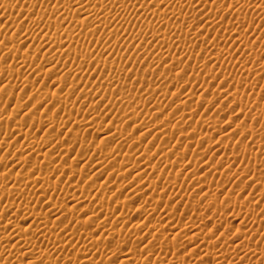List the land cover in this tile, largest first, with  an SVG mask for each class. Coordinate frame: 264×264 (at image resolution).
<instances>
[{
    "label": "bare ground",
    "instance_id": "obj_1",
    "mask_svg": "<svg viewBox=\"0 0 264 264\" xmlns=\"http://www.w3.org/2000/svg\"><path fill=\"white\" fill-rule=\"evenodd\" d=\"M19 1H20L19 3L21 4L20 5L21 8H19L20 10L18 9L19 12H17V15L22 19V23L20 22L21 26H24L26 23L28 24L30 22L31 25L30 24L29 25L31 27L33 26L35 29L39 28L41 30V28H45V27H48L49 29L51 28V30H53L54 32L61 33L62 37L65 39V42L68 44L67 46L73 47L74 45H77V46L80 45L82 47L80 50L79 49L77 50V47H73L76 58L79 56V57H84L86 59V57L91 55L90 52L88 51V49L82 45L85 43L86 40L90 41L95 37V35H96V29L95 28H88L87 32L84 35H81L80 33L73 34V32L71 33V32H69L70 30L66 29V26L63 27L62 23H57V22L52 23L51 20L49 19V16L46 13L40 14V15L36 16L35 18H32V10H33L32 6L34 4L33 3L34 1H37V2L40 1L42 3H46V4L49 3L50 4L53 2V0H19ZM88 1H93V0H88ZM95 1H98V3L96 5H93L92 7H90L88 5L87 6L83 5L84 0H64V4H61L60 6H58L56 8V10L57 11L59 10L61 13L66 14L67 17L65 18V20H68V21H71V19L73 18V13L91 14V16H93V18H94L93 19L94 24L91 23L90 25H92L93 27H96L95 25L100 23V22L101 23L107 22V21L104 22V20H103L104 16H102V14H103V12L108 10V8H107L108 4H105V3H107V0H95ZM145 1L146 0H126L127 4L120 5L117 8V10H115V12L123 13V11H125L129 7L130 4H132V5L133 4L136 5L138 3L143 4ZM173 1L174 0H160V2L158 4L154 5V7H152L153 10L151 12L148 11V12L142 13V16H141L142 23L145 22L146 20L151 19V18L156 17V19H157V17H160L161 19L159 18V20H158L159 25H162V26H165L167 24L169 25L170 22L175 21V20L177 21L180 13L182 14V11H184L185 9H192L193 8L194 10H197V9L201 10L204 7V6L202 7L200 2H198L199 0L198 1L197 0H179L177 5L173 4L174 3ZM211 1H213L214 3L220 2V0H211ZM231 1L237 2L238 0H231ZM242 6L244 9H247V7H249V6L255 7L256 9H258L257 11H259L260 14L264 15V0L262 3L256 2L254 4L252 2H247V3L244 2V4ZM235 7H236V5H235ZM256 9H254V10H256ZM143 11H145V10H143ZM9 14H10V12H9ZM211 16H212V14H211ZM247 16L248 15H246V13H243V12H240V13L234 12L231 14V16H230L231 18L228 21L231 23L230 24L231 25L230 31L232 33L231 36L233 35V37H234L237 35L236 33H238V37H237L236 42L239 45L246 44L247 39L244 38L245 36L239 37L240 36L239 34L242 33L241 32L242 27L239 25L240 27L236 28V25L240 24V22H242V24L248 23L249 25H251L249 23V22H251V20ZM207 17L205 19H207ZM224 17L225 16L223 13V15L221 17H219L218 19L216 18L215 20L213 19V22L211 21V23H212L211 29H213V31H220L224 27V25H225ZM202 21H203V19H202ZM65 22L67 23V21H65ZM122 24H118L115 27L113 25V27H114L113 29L105 28L104 30H102L100 32L99 35L103 39L104 38L110 39V37L113 34L114 35L111 38L115 37V35H117V34H118L117 35V37H118L119 34L123 33L122 35H124V37L130 39L132 33H134V34L137 33V32H135L137 30V28H133L132 26L127 25V24H123V25ZM12 25H14V24H12L11 22L10 23L2 22V23H0V28L1 29H7L9 27H13ZM133 26L136 27V25H133ZM48 28H46V29H48ZM141 29H138V30H141ZM185 29H186V27H185ZM185 31L186 30H184L183 27H176V28H174L172 35H170L169 33L167 34V32H164L161 35L162 39H161V36H159V37L157 36L158 39H157V37H156V39L160 40L159 41L160 43H166V41L167 40L169 41L171 38L172 39L180 38V35L181 34L184 35ZM139 33H141V32H139ZM144 34H147V31H145L143 33V35ZM139 35H141V34H139ZM152 36L153 35H151V37ZM117 37H116V39H117ZM124 37L122 36L123 39H124ZM141 37H137V38H141ZM133 38H135V37H133ZM116 39H114V40L116 41ZM145 41H146V39H145ZM230 41H231L230 36H226V37L224 36L222 41H220V44H218L219 46L215 44L216 46L210 48V50L208 49L210 52V56L209 55L204 56L200 51H197V50L194 51L193 50L191 52V54L189 55V61L193 62L194 64H198V65L200 64L199 66H201L202 68H204L205 65L207 66V65H215L216 64V66H218L217 64L220 61V56L223 55V57H225V58L222 62H226L227 60L229 62L234 56V52L231 51L230 47H228V43ZM22 42H23V44L18 45L14 51H12L11 53H8L4 56L7 60L10 61V65H8L9 62L7 61L8 64L6 66L0 68V81H2V83H0V149H2V150H0V167L1 168H4V167L7 168V169L4 168L5 170H7L6 173L5 172L0 173V188L4 189L7 192L6 193L7 195L5 197L3 196L4 198H0V264H8V263L13 264V262L15 264H18L22 259H24L21 256H23V257L28 256L26 258H28V260L30 262L35 260L36 264H55L54 263L55 260L52 261V259H51L52 256H54L56 258L55 255H57L58 253L62 254L65 252L66 254H71L72 251H74V253L76 252L75 255L79 256V254H80L81 257L79 256L80 258H78V259H79V261H81V260L82 261L79 263L100 264L101 260H104L103 257H105L106 255H108L107 259L113 260L114 258H116V255L119 254V257L123 258V259H121L119 264H130L132 262V260L130 261L131 258H129V257H131L130 253L125 252L123 250L119 251L120 249L118 250V248H120V247H118V243L113 242L114 244H111L110 246L104 247L103 250L101 249L102 251H99V249L97 247L98 246L97 245V242H98L97 239L90 237L91 235L88 236L89 235L88 233L78 232V230L76 229V226H77L76 224H80L78 222L79 220L75 218L76 220L74 219L75 220L74 221L73 217H70V216L68 217V214H67V211L74 213V211H78V209H83V207H84V209L87 212V213L84 212L85 215L86 214L88 215L89 213H91V215H92V213L97 212V216H99V214H101L110 220L109 217H111V216L115 217L116 208H115V210H114V208H113V210H111L112 208L110 209L109 207H105L103 205V200L106 198L110 199L112 197H116V194H118L119 191L122 190V188L123 189L128 188L130 190V192H132V194H134V196H133L134 199L139 201L138 204L140 202H142L144 204V207H145V204H146V206L148 205L147 210H145L144 212L147 211L145 214H148V216L145 215V218L147 217V219H149L150 222L152 220L151 218L154 219L153 216H155V214L157 212H159L161 210V208H162V210H161L162 212L163 211L166 212L165 214H163L164 216H162L164 218L163 220L165 222L162 220H159V222L160 221H162V222L157 223L156 222L157 220H156V221H154L155 223H153L152 225H149V227L147 226L149 229L148 228H147L148 230L145 229V230H147L146 233H142V235L145 234L144 236H146L145 238H147V239H145L146 241L144 240V242H147L146 244H150V245L152 243L155 244L154 242H157L156 244H158L160 242V240H163V241H167L171 245L172 252L169 253V252H167V250L160 252L159 253L160 254L159 259L156 261L157 264H164V262L166 264H185L184 262H185L186 257H188V259H190V257H192L193 255L195 256V254H194L195 252H198V254H201L200 256H209L210 262H207V263L205 262L203 264H242L241 260L244 257H248L249 254L257 257V255L261 256L262 253H264V231H260V232H256V233L252 232L251 234H248L245 231H237L232 239H227L228 235L223 236L221 234L217 238L213 239L214 237H211V235L217 230L216 228H214L215 226L214 227H209V225L206 227L202 226V227H204V229L202 230L199 222L194 220L195 217L193 218L192 214H191V217L193 219L188 216L189 219H187L188 217L187 218L185 217V220H182V218H180V216L178 217V214L177 215L175 214L176 212L174 213L172 211L173 209L170 210V209H168L167 206L161 204V202L163 200L162 201L160 200V196H159V199L157 196H155L156 192H157L156 190L163 191L164 189L168 188L170 190V192L173 193L175 195V197L179 199V201H181L184 204L190 203V200H191L190 196H187L188 185L187 186H185V185L184 186L183 185L177 186L176 185L177 187H169L170 185L169 186L166 185L167 187L165 188V185L163 186L160 183L161 184V186H160L159 185L160 180L157 181L156 179L158 176H161L163 174L169 175L176 170L178 172V169H180V166H181V161H183V159L185 157H188V156H185L186 154L188 155V153H186V152H188V150L193 151V153L191 152L192 153L191 156H193L194 160H196L200 164L201 162H203L205 160L206 155H207L206 149L204 151L203 147L209 149L210 147L216 146V145H214V143L211 141L210 138H203L202 140L199 138L200 140H197V141H195V139H193V138H192L193 140L192 139L188 140L190 138V136H192V135L191 134L190 135L185 134L187 132H194V133H196V135H198L196 131H198V133H199V130H198L200 128L199 125L200 124L204 125V126L207 124L209 125L210 124V118L212 116L209 119L208 118H202V117H200L199 120L197 119L198 120L197 123L199 124L198 125L199 128L197 127L198 128L197 129L196 126H194V125H191V126H189L190 124L187 125L188 123L186 122L184 116H182V117L180 116L182 113L180 114L178 112L179 117L177 116L178 118L175 117V119L172 118L173 120L170 119L171 118L170 116L167 115L168 117H170V118H168L163 114L164 109L162 110L161 100H163L164 96L167 95V93H164L166 90L164 91L162 85L166 81L165 82L164 81H162V82L158 81L159 82L158 85L153 86L151 88L141 87L143 89H139L138 91H136V94L134 93L136 95V99L133 100L134 101L133 104L131 103V101L124 100V98L122 96L123 99H121L119 101H120V103L122 101V104L125 105L127 112L125 110L123 112H125L126 115H125V117H123V115H121L122 117H119V114H118V118L116 117L117 120L114 119L116 123L114 122L115 124L112 125L113 124V122H112L111 127H109V129L107 128L108 130L106 131L105 136L104 135L102 136L103 137L102 139H107V138L111 139L112 137L116 136L115 137V139L117 140L116 142H118V140H120L121 138H122L121 139L122 142L120 141V143L116 144V142L114 141L115 139L113 140L115 143L112 141L113 142L112 144H115V146L113 145L112 149L110 150L109 156L106 153V151H103V150H102L103 153L105 152L106 154L105 153L102 154L101 152L99 153L100 150L98 149L97 154L98 155L101 154V155H99V157L97 156L98 158L96 157L97 158V159L95 158L96 160L92 159L95 162L93 161V163L90 164L94 168V171H93L94 174L102 173L104 166H106V168L108 167V169L110 170V173L107 176H105L106 178H104V181L102 179V182L100 183V185L98 183L99 187L96 185L94 186L96 188L98 187V189H96V190L93 189L94 188L93 183H96L97 181L92 182L91 181L92 178L90 180L92 182L91 187H90V185L87 186L88 184L83 185V183L81 185H79V183L77 182V179L79 180L82 177L81 172L75 171L73 168L71 169V166L67 167L68 165H65V163L63 162V161L70 159L71 156L73 159V154L75 157H77V155L82 153V150L79 154L74 153L75 150L74 151L72 150L74 148V146L79 144L78 141H80L81 138L79 140H77L76 134L72 133L69 130H65V127L69 125L68 122L71 121L74 117L72 115V111H71L74 108L71 107L72 109H70V110L68 109V105L72 104V102H70V98L66 97L67 95L71 96L73 94L72 89L69 87L70 89L68 88V90H67L66 89L67 87L64 86L69 81L65 80L64 79L65 77L64 78H62V77L58 78L57 77L56 79L52 80L49 85L47 84V87H46L47 90L46 91H41V87H42L41 82L43 79L41 81H39V80L35 81L34 80L29 85L28 84L24 85L25 78L23 79V78L19 77L22 74V72L20 73V71H21L20 68L26 67L28 65H38L39 62L37 60L32 59L29 61V63H26L27 61L23 60L25 57H29L32 53L37 51L38 47L36 48V45L34 43L29 42L28 38H26ZM117 42H118V40H117ZM156 43H158V41ZM55 45L51 41V43L48 45L47 48L49 50L53 49ZM2 47L3 46L0 45V53H3V52H1L3 50ZM166 48H168V46ZM178 48H179L178 52H181V53L187 52L189 49L188 46H185V44H182V46L178 47ZM162 50H163V52H162L163 57L171 55L172 50L170 49V47L168 49H162ZM135 54H136V51H135ZM223 57H221V58H223ZM78 58H77V60H78ZM84 58H82V59H84ZM89 58H90V56L88 57V59ZM102 58L103 57H101L99 55H91V58H90L91 61L90 62H92L94 64L96 62H98L100 64V62L102 63V61H103ZM103 59H104V63H102V64H105V65L108 64V66H110L112 68V70H110V71L114 72L115 77L119 74L120 71H122L124 64H121V63L119 64V62L117 63L116 61H114L112 59L110 60L109 58L107 59L106 57H104ZM172 59H176V58L172 57ZM79 62H81V61L79 60ZM79 62H78V64H73L70 67L71 73L73 72L74 74L78 75L84 70V69L82 70V63H79ZM159 62H160V59H159ZM123 63H125V62H123ZM125 64H127V63H125ZM170 64H172V63H170ZM231 64L232 63H230V64L228 63V65L226 67H224L223 71L218 76H216L217 79L221 80L220 82L222 84L226 85V86H224V88H226V91L225 90L223 91L225 94L222 95V97L220 98L221 99L220 106L211 107L210 101L206 98L203 99L202 95H198L197 101L200 100L201 103H203L202 105H204L206 109L209 108L211 111H213L216 114H219L220 112H222V110L224 111L227 109H229V111L235 115L236 114L239 115L240 113H242L248 109L250 110V111L248 110V112L252 113V111H253V114L249 113V116H250L249 120H248V122L245 121V124L247 126L245 128V131H241L242 133L239 132V130L241 129V126H242V123L239 121V119L238 120L237 119H228L229 121L226 120L227 122L225 123V125L223 124L225 128L222 130V136L226 137L228 139H232L233 137H236L238 132H239L240 135H238L239 136L238 138L240 139V141L247 139L248 142H252V146L250 145V148H248L247 151L246 150L245 151H239V150H237L238 148L236 145L229 144V142L228 143L224 142V143H222V144L220 143L218 145L219 146L218 149L220 151H224V153L226 154L223 156L221 161H223V160L227 161V159L230 157V155H228L229 156L228 157L227 154H233V156L236 155V158L237 157L240 158L241 161L243 160V162H245L244 160H247L248 162H253V161L256 162V161L264 158V152H262V151H264V149H263L264 148V136L261 135L262 133L260 134V131L262 132V130L264 129V97H261V98L254 97L253 94L251 93V90L255 87L256 84H258L260 82H262V84L264 86V61L262 63H257V64L250 61L249 64H246L242 67V69L240 70L239 73L238 72L236 73L234 71V66H233L234 64L233 65H231ZM95 65H97V63ZM126 67H127L126 69H128V65ZM5 70L7 71V73H5ZM135 71L136 70H134V69L130 70V71L126 72L125 76H127V78L128 77L131 78V77H133L132 76L133 73L134 74L136 73ZM179 73H177V74H179ZM183 75L180 76V75L174 74L172 81L175 79L176 84H179L181 82V80L183 82L185 80ZM168 77L172 78V75L168 76ZM160 79L163 80L162 78H160ZM197 79H201V78H197ZM115 80L117 82L120 81V76H119V78L118 77L115 78ZM242 81H243L242 89L238 90L237 84L239 82H242ZM10 82H14V84H15L14 86L16 88H18V91L15 95H12L10 92L9 93L7 92V88H8L7 84H9ZM44 82H46V81H44ZM112 82H114V81L112 80L111 83ZM184 82H186V81H184ZM106 83H107V81L105 82V86L107 85ZM167 83L169 84V81H167ZM102 84H100V86H99V81H98L97 82L98 86H95L96 84L95 85L93 84V88H91V89L90 88L89 89H87V88L83 89L82 88L83 90L80 91V94L83 95V97L84 96L85 97L92 96V95L96 94V92L94 90H98L95 88H97V87L100 88L102 86ZM67 85H69V84H67ZM127 85H128V83L126 84V86ZM128 86H130V85H128ZM127 88L125 87V90ZM177 89H179V88H177ZM177 89L175 88L174 91L171 93V95H172V97L177 98V100L176 101L174 100V101H175L176 108L178 109L179 106L184 105V101H187L188 95L190 93L186 92L188 95L185 96V92H184L185 90H182L183 88L182 89L180 88L179 90H177ZM222 90H223V86H222ZM211 94H214V93H211ZM221 94H223V93H221ZM119 95H120V93H119ZM168 96H170V95H168ZM189 97H191V96H189ZM56 99H59L64 104H67V105H65V106H67V109H66V107H64V109L62 111L63 112L62 115H60V114L58 115V113L54 114L53 113L54 111L52 113L50 111L51 110L50 104H51V102H53ZM184 99H186V100H184ZM91 100H93V98ZM205 100H208L209 103H208V101L205 102ZM148 101H149V103H148ZM41 105H43V106L41 107ZM72 106H74V103L72 104ZM224 107H226L227 109L226 108L223 109ZM189 108H188L189 111L188 112L186 111V113H183L182 115H184V114H187V116L191 115L192 109H191V107H189ZM74 110H73V112H74ZM83 112H85V109H83ZM81 113L82 112L80 111V114ZM34 114H38L39 117H37V118L34 117ZM101 114H103V113H101ZM109 114L110 113H104L102 117L108 118ZM143 114L146 115V117L144 119H141V115H143ZM162 115H164L165 117H162ZM110 117H115V116L111 115ZM203 117H205V116H203ZM79 120H83V118L81 119V117H80V119L78 118V121ZM75 121H77V120H75ZM78 121H77V123H80V121L79 122ZM93 121L91 119L87 118L86 123H88V124H86V123L85 124L88 126L90 124H92V127H95L97 124L95 125V123ZM81 123H83V122L81 121ZM85 124L83 123V126ZM105 125H108V124H105ZM229 125H231V126L229 127ZM71 126H72V124H71ZM80 126H82V124ZM80 126H79V129H80ZM122 126H127L129 132L123 131L124 127H122ZM76 127H78V126L76 125ZM87 127H85V128H87ZM102 127H100V128L102 129ZM98 129H99V126H98ZM64 130L66 131L64 133L65 136L59 137L58 134L61 133L62 131L64 132ZM82 130H83V128H82ZM94 130H96V129H94ZM77 131H79V130H77ZM80 131H81V129H80ZM90 131H91V129H90ZM96 132L97 131H95V133ZM127 132L131 133V134H128ZM217 132L221 133V131H219V130H217ZM134 133H135V136H134ZM149 138H151V139L149 140ZM239 139H238V141H239ZM81 141H80V144H82ZM83 141H84V139H83ZM124 141L130 142L129 145L133 144L134 147L129 148V149L126 148L127 146H126V144L124 145V143H123ZM127 145H128V143H127ZM86 146H87V144H86ZM84 147H85V143H84ZM93 147H94V145H93ZM99 147H100V145H99ZM103 147H105V146H103ZM84 149H87V150L89 149V152H90L91 145L89 144L87 146V148L85 147ZM102 149H104V148H102ZM106 149H108V147H106ZM84 151L86 152V150H84ZM81 155H85V153H83ZM93 157H95V156H93ZM106 157L108 159H106ZM77 160H78V158H77ZM70 161H71V159H70ZM119 161H122V162L125 161L126 165L125 166L123 165L121 167L118 165V169H116V167H117L116 162L118 163ZM205 161H207V160H205ZM221 161L219 160L218 162H221ZM207 162L210 163L211 161H207ZM212 163L213 162H211V164ZM104 164H106V165H104ZM207 166H209V164ZM199 167H201V166H199ZM244 167H246V166H244ZM197 169H201V168H197ZM197 169L195 168L194 170L192 169L189 171L188 180H191V181L195 180L196 181V179L200 178L199 177L200 170L198 172ZM253 169H254V167H253ZM105 170H107V169H105ZM204 170L205 169H203V172H204ZM250 170H251L250 168L243 170V174H245V175L249 174L250 175V173L252 172ZM157 172L159 174H157ZM253 172H255V171H253ZM106 173H108V172L106 171ZM86 175H88V173ZM67 176H69V178H71L70 176H73V178H74V176H76L77 179H75V182L71 181V179L73 180V178L69 179V181H71L72 184L75 183V184L71 185V182H70V185H69V187L70 188L72 187L71 189L73 190V192L69 195V197L71 196L72 198L70 200H73L74 202H71V205H69V207L67 208V210L65 212L64 210H62V202L65 199H63L59 203L58 201H53L54 200L53 197L55 195L54 193H57L59 190V188H57L58 179L60 177H65L68 181ZM83 176H84V173H83ZM84 177H87V176H84ZM89 177L90 176H88V178ZM52 178L54 179V181L52 180ZM88 178H85L86 182H87ZM97 178H100V177H97ZM83 180H84V178H83ZM120 181H121V183H120ZM76 182L78 184H76ZM241 182H243V181L242 180L240 181L239 179H237L233 182V185L236 186L235 188H239L241 186ZM224 183H222V184H224ZM58 184H60V183H58ZM119 186H121V188ZM260 186H261V190H263L264 189V180L262 182V185H260ZM262 186H263V188H262ZM66 187H67V185H66ZM145 188L147 191H149L148 196L144 198L142 195L141 198H139L140 193H137V192H140V191L144 190ZM56 189H58V190H56ZM189 189H190V187H189ZM51 190L53 192L48 193ZM60 191H61V189H60ZM69 191H70V189H69ZM122 191L124 192V190H122ZM154 192H155V195H154ZM68 193L69 192L67 191V193L64 195H68ZM59 194H60V192H59ZM120 194H122V192ZM129 195H131V193ZM146 195H144V196H146ZM88 196H89V198H91V200L88 201V203H86L85 206H83V204H84L83 200ZM229 196L230 195H228V197H226L225 195L222 197L220 196L221 199L220 198H218V199L223 200L226 203H231L232 200L230 201ZM13 197H14V199H13L14 201L8 205L7 202L9 201V199H11ZM66 199H69V198H66ZM116 199L117 198H115L113 201H115ZM17 200H18V202H17ZM77 201H79V202H77ZM104 201H106V200H104ZM217 201H219V200H217ZM81 202L83 203L82 208H80ZM122 202L123 201H121V203ZM124 202H126V201H124ZM194 202H195V205L197 207L196 210L199 209L200 212L202 211L209 218H218L221 220H227V219L229 220V218H230V214H228V213H227L228 215L224 214L223 210L221 211L220 207L218 208L216 206L217 207L216 208L213 206V204H210V202H207V201L201 200V199H198ZM124 205H125V210H127L128 209L127 208L128 202H127V204H124ZM140 205L138 207H140ZM258 205L259 204L257 202L253 203V202H249L248 200L241 202V203H237V204H233V202H232V204H229V209L232 213L236 212L237 213L236 216H237L238 213L241 214L242 208H244V207H246V208L250 207L251 208V207H260L261 206V205L260 206H258ZM168 206H170V205L168 204ZM141 207H143V205H141ZM171 208H173V207H171ZM42 210H44V211H42ZM140 211H142V210L140 209ZM247 211L248 210L245 211L246 212L245 217L248 215ZM121 212L122 211H120V213ZM224 212H226V211H224ZM120 213H116L117 215L118 214L120 215V217L116 218V220L119 219L125 225L127 223H130V220L126 219L127 214L125 213L126 214V218H125V216L123 214L124 211L121 214ZM188 213H189V211H188ZM251 213L249 214V217H251L250 216ZM48 214L50 216H54V218L52 217L53 218L52 220H48L47 219ZM158 214H161V213H158ZM195 215H193V216H195ZM94 216L96 217V215H94ZM94 216H92L91 219H93ZM104 216H102V217H104ZM156 216H157V214H156ZM228 216H229V218H228ZM232 216L234 217L235 214ZM111 218H112V221H114L115 218L114 219H113V217H111ZM186 219H187V221H186ZM116 220H115V222H116ZM131 220L133 223L134 220L133 219H131ZM230 220H232V219H230ZM83 221L86 222L87 219L81 220L80 222L83 223ZM28 222H30L29 225H27ZM135 222H137V221H135ZM101 223H102V221H101ZM122 223L119 222L118 224L122 225ZM103 226L107 227V229L110 230L112 225L109 222H108V224L103 222ZM166 227L168 228L167 232L164 230ZM132 228H134V227H132ZM111 229H113V228H111ZM186 229L187 230L189 229V231H190L189 235L186 234L188 236V238H186L187 241L185 239V242L187 243V245L189 244V247H188L189 249L187 248L186 245H185L186 250L184 249L185 251L188 252V255L186 254V252H185V254L180 253V251L178 252L177 249L175 248V246L177 245L176 243H178L180 241V239L183 238V236L187 237L186 235L183 234V231ZM181 235H183V236L181 237ZM140 238L141 237L135 238V239L139 240L137 242L142 243V241H143L142 239H144V237H142L141 239ZM135 239H133V240H135ZM168 243H166V244H168ZM251 243H252V245L255 243L254 249L251 246ZM178 244H179V247H181L180 245H183V244H180V242ZM256 244H262V247L258 248L256 246ZM79 246H80V248H78ZM173 247L175 249H172ZM74 253H72V254H74ZM196 255H197V253H196ZM197 256H199V255H197ZM19 257L22 258V259H20V261H18ZM63 257H64V260L66 259L67 261L71 259L72 261H70V262H75L77 259L76 257H73V256L70 257V255H64ZM95 258H96V260H97V258H100L101 259L100 263L99 262L97 263V261H94ZM235 258L239 259L240 261H238L236 259L237 261L234 262L233 260ZM61 259L63 260V258H61ZM116 261H118V260L115 259V262ZM257 261H258V259H257ZM187 262H189V261H187V259H186V263ZM259 262H261V264H262V263H264V260H259ZM112 263L113 262H111V264ZM21 264H22V261H21ZM73 264H75V263H73ZM102 264H105V263H102ZM133 264H135V263H133ZM142 264H154V262H153V260L149 261L148 259H146ZM258 264H260V263H258Z\"/></svg>",
    "mask_w": 264,
    "mask_h": 264
},
{
    "label": "rangeland",
    "instance_id": "obj_2",
    "mask_svg": "<svg viewBox=\"0 0 264 264\" xmlns=\"http://www.w3.org/2000/svg\"><path fill=\"white\" fill-rule=\"evenodd\" d=\"M19 2H20L19 0H15V1L14 0H0V23H2V22L10 23L11 22L12 24H14V25H12L13 27H9L7 29H1L0 28V45L3 46L2 47L3 50L1 51L3 53H0V68L6 66L8 64V62H9L8 65H10V61L7 60L4 56L6 54L14 51L18 45L23 44L22 41H24L26 38H28L29 42L34 43L36 45V48L38 47V50L35 51L34 53H32L29 57H25L24 59L23 58L22 59L27 61L26 63H29L30 60L34 59V60H37L39 62V64L38 65H28L29 67L26 66L27 68L26 67L20 68V70H21L20 73L22 72V74L19 77H21L23 79L25 78L24 85H27V84L29 85L34 80L35 81H38V80L41 81L43 79L41 82L42 83L41 91H46L47 90V88H46L47 84L49 85L52 80L56 79L57 77L58 78H61V77L64 78L65 77L64 79L69 81L67 83L69 85L65 84L64 86L67 87L66 88L67 90L70 87L72 89V93H73V94L71 93L72 94L71 96L67 95L66 97L70 98V102H72V104L74 103V106H72V104L68 105V109L69 110L72 109L71 107H73L75 109V110L73 109L74 112H73V110H71L72 115L75 118L72 116L73 119L68 122L69 125L67 124L68 126L65 127V130H69L72 133L76 134L77 140H79L81 138L80 141L82 140L81 141L82 144H80V141H78L79 144L74 146V148L72 150L73 151L75 150L74 153H76V154H79L82 150V153L77 155V157H75L73 154V159H72V156L70 157L71 161H70V159H68V160L63 161V162L65 163V165H68L67 167L71 166V169L73 168L75 171L81 172L84 180L82 177L78 180L76 178V176H74V178H73V176H70L71 178H73V180L71 178H69V176H67L68 181L65 177H60L58 179L57 188H59V190L56 189V190H58V192L54 193L55 195L53 194L54 195L53 201H58L60 203L63 199H65L63 201L64 203L62 202V210H64L66 212L69 205H71V202H74L73 200H70L72 197L71 196L69 197V195L73 192V190L71 189L72 187L71 188L69 187L71 181L75 182V179H77V182L79 183V185H81L83 183V185L88 184L87 186L90 185V187L92 186V182L97 181L96 183H93V187L95 185L99 187L100 183L102 182V179L104 181V178H106L105 176H107L110 173V170L108 169V167L106 168V166H104L102 173L94 174V172H93L94 168L90 164L93 163V161L96 160L99 157V155H101V154H99V155L97 154L98 149L100 150L99 153L101 152L102 154H104L105 152L103 153V151H106V153L109 156L110 150L112 149L113 145L115 146V144H112V143L114 141L115 142L117 141L115 139L116 136L115 137L111 136L112 137L111 139H109V138L102 139L103 138L102 136L103 135L105 136L106 131L109 129V127H111L112 122H113L112 125H114L116 123L114 119L117 120L118 114H119V117H122L121 115H123V117H125V115H126V113L123 112L124 110L126 111L125 105L122 104V101L120 103L119 100L124 98V100L131 101V103L133 104L134 103L133 100L136 99V95H135L136 91H138L139 89H143V88H151L153 86H157L159 82H162V81L165 82L166 81L162 85L164 91L166 90L165 92L164 91L163 92L167 93V95H165L163 98V100L164 99L165 100L164 101L161 100L162 110L163 109L165 110V111L163 110V114L166 117L170 116L171 118L168 117L170 119H172V118L175 119V117L176 118L179 117L178 112L180 114L186 113V111L187 112L189 111V109H190L189 107H191V109H192L191 115L187 116V114H184V115L181 114L180 116L181 117L184 116L186 122L188 123L187 125H189V124H190L189 126L194 125V126H196V128L199 125L197 122H198L200 117L209 119L212 116L210 118V124L209 125L208 124L205 126L201 125V124L199 125L200 128L198 127L199 129L198 128L197 129L199 130L200 134L198 133V131H196L198 135H196V133H194V132H187L185 134H187V135L191 134L193 136V137L190 136V138L188 140H191L193 138V139H195V141H197L200 139L202 140L203 138H210L211 141L214 143V145H216L217 147L213 146L214 148L210 147L209 149L203 147L204 151L206 149V154H207L205 160L213 162L212 164H211V162L208 163L205 160H204L205 162L203 161L199 164V162L194 160L193 156H191L193 151L188 150V152H186V153H188V155L187 154L185 155L188 157H185L183 159V161H181V166H180V169H178V172L176 170L169 175L163 174L161 176H158L156 179L157 181L160 180L159 185L160 186H161V184L163 186L165 185V188L169 185H170L169 187H177V186H182V185L187 186L188 185V192L189 193L187 192V196H190V199H191L190 203L184 204L181 201H179V199L176 198L175 195L173 193H171L168 188L164 189L163 191L156 190L158 193L155 191L156 195H155V192H154V195L157 196L158 199L160 196V200L161 201L163 200L161 202V204L167 206L168 209H170V210L173 209L172 211L174 213L176 212L175 214L176 215L178 214V217L180 216V218H182V220H185V217L186 218L188 216L191 217V214H192V217L193 218L195 217L194 220L199 222L202 230L204 229V227H206L208 225H209V227L215 226L214 228H216L217 230L211 235V237H214L213 239L220 236V234L223 236L228 235L227 239H232L237 231H245L248 234H251L252 232L256 233V232L264 231V189L261 190V186H260V185H262V182L264 180V158H262L256 162H254V161L248 162L247 160H244L245 162H243V160L241 161L240 158H238V157L236 158V155H234L235 156L234 157L233 154H227V156L230 155V157L228 156L229 158L227 159V161H224V160L221 161L223 156L226 154L224 153V151H220L218 149L219 148L218 145L220 143L222 144L224 142H226V143L229 142V144L236 145L238 148L237 150H239V151H245V150L247 151L248 148H250V145L252 146V142H248L247 139L240 141V139L238 138L239 137L238 135H240V133H242L241 131H245V128L247 126L245 124V121L248 122L249 117H250L249 113H251V112H248V110H249L248 109V110L240 113L239 115H237V114L235 115V114H232L229 111V109L224 107L223 109L226 108L227 110H224V111L222 110V112H220L219 114H216L213 111H211L209 108H208L209 110L206 109L205 106L202 105L203 103H201L200 100L197 101L198 95H202L203 99L206 98L210 101L211 107L220 106V104H221L220 98L222 97V95L225 94L223 91L224 90L226 91V88H224V86H226V85L222 84L220 82L221 80L217 79L216 76H218L223 71L224 67H226L228 65V63L229 64L232 63L231 65L234 64L233 65L234 71L236 73L237 72L239 73L240 70L242 69V67L246 64H249L250 61L254 62L255 64L262 63L264 61V15L260 14V12L257 11L258 9H256L255 7L249 6L251 9L249 7H247V9H244L242 6L244 4V2L245 3L252 2L254 4L256 2L262 3L263 0H246V1L245 0H238L237 2H232L231 0H220V2H219L220 4L214 3L211 0H205V1L199 0L198 2H200L201 6L202 7L204 6L201 10L197 9L198 10L197 11V10H194L193 8L192 9H185L186 11L184 10V11H182V14L180 13L181 16L179 15V18L177 19V21L176 20L172 21L169 23V25L167 24L165 26L158 24L159 23L158 20L160 17H157V19H156V17L151 18L149 20H146L143 23L141 20L142 13H145L148 11L151 12L153 10L152 7H154V5H156V4H158L160 2V0H146L143 4H140V3H138L136 5L130 4L129 7L125 11H123V13H121V12L117 13V12H115V10H117V8L120 5L127 4L126 0H107V3H105V4H108V6H109V7L107 6L108 10L103 12V14H102V16H104V18H103L104 22L105 21H107V22H105V23L100 22V23L95 25L96 27H93L92 25H90L91 23L94 24V22H93L94 18H93V16H91V14H88V13H84V14L83 13H81V14L73 13V18L71 19V21L65 20V18L67 17L66 14H63L59 10L58 11L56 10V8L58 6H60L61 4H64V0H53V2L50 4L49 3L48 4L42 3L40 1H38V2L34 1L33 2L34 4L32 6L33 7L32 18H35L36 16H38L40 14L46 13L49 16V19L51 20L52 23H56V22L62 23L63 27L66 26V29L70 30L69 32H71V33L73 32V34L80 33L81 35H84L87 32L88 28H95L96 29L95 37L90 41L86 40L82 46L86 47L91 55H99L103 58L106 57L107 59L108 58L110 60L112 59V60L116 61L117 63L119 62V64L120 63L124 64L122 71L119 72L120 75L118 74L116 77L114 76V72L110 71V70H112V68L110 66H108V64L107 65L102 64V63H104L103 58H102V60H103L102 63L100 62V64H99L98 62H96L97 65H95L96 63L94 64V63L90 62L91 61L90 60L91 55H89L90 56L89 59H88L89 56L86 57V59L84 57L78 56L79 58L77 57L78 58V60H77L73 47H77V50L78 49L80 50L82 47L80 45H78V46L74 45L73 47L67 46L68 44L65 42V39L62 37L61 33L54 32L53 30H51V28L49 29L48 27L41 28V30L39 28L35 29L33 26H32L33 27L32 28L30 26L31 25L30 22L28 24L26 23L27 25L25 24L24 26H21L22 19L17 15V12H19V10H20L19 8H21L20 7L21 4ZM173 2H174L173 4L177 5L179 0H174ZM97 3H98V1H95V0H93V1L84 0L83 5H85V6L88 5V6L92 7L93 5H96ZM235 5H236V7H235ZM254 9H256V10H254ZM143 10H145V11H143ZM9 12H10V14H9ZM234 12L246 13V15H248L247 17L250 18V20H251V22H249V23L252 26L249 25L248 23L242 24V22H240V24L236 25V28H239L241 26L243 29V30L241 29L242 33L239 34L240 35L239 37L245 36L244 38L248 40V41L246 40V44H244V45H239L236 42L237 37H238V33H236L237 35L234 37H233V35L231 36V34H232L230 31L231 30V25H230L231 23L228 21L231 18L230 17L231 14ZM223 13L225 16L224 17V21H225L224 27L220 31H213V29H211L212 28L211 21L213 22V19L214 20L216 18L218 19L219 17H221L223 15ZM211 14H212V16H211ZM206 17H207V19H205ZM202 19L204 22L203 24L201 23ZM64 20L67 21V23L68 22L69 23L67 24ZM122 23L130 25L133 28H137V30L135 31L137 33H135V34L132 33L130 39L124 37V35H122L123 33L119 34L118 37H117V35H118L117 34V35H115V37L111 38L114 35L113 34L110 37V39L109 38L103 39L99 35L100 32L102 30H104L105 28L113 29L116 25L122 24ZM113 25H114V27H113ZM133 25H136V27ZM184 26L186 27V29ZM176 27H183L184 30H186L185 33L183 32L184 35L183 34L180 35V38L172 39L170 37L172 40L171 39L169 41L167 40L166 43H160L159 42L160 40H157L158 37L161 36L164 32H167V34L169 33L170 35H172L174 28H176ZM46 28H48L49 30ZM138 29H141V30H138ZM145 31H147L148 35L147 34L143 35V33ZM139 32H141V33H139ZM139 34H141V35H139ZM151 35H153V36L151 37ZM122 36L124 37V39L122 38ZM224 36L225 37L230 36L231 41L228 43V47H230L231 51L234 52V56L229 62H228V60L226 62H222L225 58V57H223V55L220 56V61L217 64L218 66H216V64L215 65H207V66L205 65L204 68H202L201 66H199L200 64L199 65L194 64L193 62L189 61V55L191 54V52L193 50L194 51H196V50L200 51L204 56H207V55L210 56V52H209L210 48L220 44V41H222ZM116 37H117V39H116ZM133 37H135V38H133ZM137 37H141V38H137ZM156 37H157V39H156ZM114 39H116V41ZM145 39H146V41H145ZM161 39H162V36H161ZM117 40H118V42H117ZM51 41H52V43H54V45L55 44L56 45L54 46L53 49H50L51 50L50 51L47 47L51 43ZM157 41H158V43H156ZM182 44H185V46H188L189 49L187 52H183V53L178 52L179 51L178 47H181ZM167 46H168V48L170 47V49L172 50L171 55H169L170 57L169 56L163 57V55H162L163 50L162 49H168V48H166ZM135 51H136L137 55L135 54ZM172 57L176 58V59H172ZM221 57H223V58H221ZM82 58H84V59H82ZM159 59H160V62H159ZM79 60L81 62H79ZM78 62L82 63V70L84 69L85 71L83 70L84 71V72L82 71L83 73L81 72L80 74L77 75V74H74L73 72L71 73L70 67L73 64H78ZM123 62H125L127 64H125ZM170 63H172V64H170ZM127 65H128V69H126ZM133 69L136 70L135 71L136 73L135 74L133 73V75H132L134 78L133 77H131L132 79L130 77L127 78V76H125L126 72L133 70ZM5 73H7L6 70H5ZM177 73H179V74H177ZM174 74L180 75V76L184 74L183 75L184 79H185L184 81H186V82H184V81L182 82V80H181V82L179 84H176L175 79L172 81ZM171 75H172V78L168 77ZM119 76H120V81L117 82L115 80V78H117V77L119 78ZM160 78H162L163 80H161ZM197 78H201L202 80L197 79ZM112 80L114 82L111 83ZM44 81H46V82H44ZM98 81H99V86H100V84H102V83L103 84L100 88L99 87L95 88V89H98V90H94L96 92V94H94L92 96H88V97H85V96L83 97V95L80 94V91H82L84 88H87V89L90 88L91 89V88H93V84L94 85L96 84L95 86H98L97 85ZM106 81H107V83H106L107 85L105 86ZM167 81H169V84L167 83ZM127 83L130 86H128V85L126 86ZM7 85H8L7 92L8 93L10 92L12 95H15L18 91V88H16L14 86L15 85L14 82H10ZM237 85H238L237 86L238 90H241L242 86H243V81L239 82ZM168 86L169 87L171 86V87L169 88ZM222 86H223V90H222ZM125 87L126 88L128 87V88L125 90ZM141 87H143V88H141ZM175 88L176 89L177 88H179V89L183 88L182 90H185L184 91L185 96L188 95L187 93H190L188 95L187 101H184V105L179 106L180 108L178 107V109L176 108V105H175V101L177 100V98H174L171 95V93L174 91ZM179 89H177V90H179ZM119 93L121 96L119 95ZM211 93H214V94H211ZM221 93H223V94H221ZM251 93L253 94L254 97H257V98L264 97V86H263L262 82L256 84L255 87L251 90ZM168 95H170V96H168ZM122 96H123V98H122ZM189 96H191V97H189ZM92 98H93V100H91ZM184 100H186V99H184ZM208 100H205V102ZM209 101H208V103H209ZM148 103H149V101H148ZM50 105H51L50 106L51 113L54 111L53 113L54 114L58 113V115L59 114L62 115V113H63L62 111H63L64 107H66V109H67V106H65L67 104H64L59 99L54 100L53 102H51ZM83 109H85V112H83ZM80 111L82 112L81 113L82 115L80 114ZM101 113H103V114L104 113H110V114H109L108 118L107 117L104 118V117H102L103 114H101ZM251 114H253V111ZM111 115L115 116V117H110ZM143 115H141V119H144L146 117V115H144V116ZM164 115H162V117H165ZM203 116H205V117H203ZM34 117L37 118V117H39V115L34 114ZM80 117H81V119L83 118V120H79L80 123H77L78 118L80 119ZM87 118L91 119L92 121L94 120L93 122L95 123V125L97 124L96 125L97 127L96 126L92 127V124H90L91 126L89 125L90 127L88 125H86V124H88V123H86ZM103 119L104 120L106 119V120L104 121ZM228 119H237V120L239 119V121L242 123L241 129L239 130L240 133L238 132L237 136L233 137L232 139H228V138L222 136V130L225 128L224 127L225 123L227 121H229ZM75 120H77V121H75ZM81 121L84 124L85 123L86 124L83 126V123H81ZM104 123L108 124V125H105ZM71 124H72V126H71ZM75 124L78 127H76ZM81 124H82V126H80ZM79 126H80L81 131L79 129ZM98 126H99V129H98ZM85 127H87V128H85ZM100 127H102V129ZM122 127H124L123 131H128L127 126H122ZM82 128H83V130H82ZM89 128L91 129V131ZM93 128L96 130H94ZM65 130H64V132L62 131L61 133L58 134L59 137L65 136V134H64L66 132ZM77 130H79V131H77ZM217 130L221 131V133L217 132ZM95 131H97V132L95 133ZM128 134H131V133H128ZM260 134L262 136H264V129L262 130V132L260 131ZM134 136H135V133H134ZM83 139H84V141H83ZM121 139L118 140V142H116V144L120 143ZM150 139L151 138H149V140ZM238 139H239V141H238ZM91 141L92 142L94 141V142L92 143ZM126 142L127 141L123 142L124 145L126 144V146H127L126 148L129 149V148L134 147L133 144L129 145L130 142H127L128 145ZM84 143H85L86 148L89 144L91 145L90 152H89V149L88 150L84 149L85 148ZM86 144H87V146H86ZM93 145H94V147H93ZM99 145H100V147H99ZM103 146H105V147H103ZM106 147H108V149H106ZM102 148H104V149H102ZM84 150H86V152ZM262 152H264V151H262ZM83 153H85V155H81ZM93 156H95V157H93ZM80 157L81 158L83 157V158L81 159ZM77 158H78V160H77ZM92 159H94V160H92ZM106 159H108V158L106 157ZM219 160L221 162H218ZM208 164H209V166H207ZM104 165H106V164H104ZM118 165L121 167L123 165L125 166L126 164H125V161L124 162L119 161L118 163L116 162V166H117L116 169H118ZM199 166H201V167H199ZM244 166H246V167H244ZM253 167H254V169H253ZM4 168L0 167V173H4V172L6 173L7 170H5V169H7V168H5V169ZM195 168L196 169L201 168V169H197L198 172L200 170L201 173L199 172L200 178L196 179V181L193 180L194 181L193 182L191 180H188V178H189L188 173L190 170H192V169L194 170ZM247 168L248 169L250 168L251 169L250 171H252L250 173V175L247 174L248 176L243 174V170H245ZM105 169H107V170H105ZM203 169H205L204 172H203ZM106 171L108 173H106ZM253 171H255V172H253ZM83 173H84V176H87V177H84ZM85 173L86 174L88 173V175H86ZM157 174H159V173L157 172ZM88 176H90V177L88 178ZM97 177H100V178H97ZM53 178H52V180L54 181L55 178L54 179ZM85 178H88L87 182H86ZM91 178H92V180H91ZM69 179H71V181H69ZM237 179H239L240 181L241 180L243 181V182H241V186L239 188H235L236 186L233 185V182ZM72 182H71V185L75 184V183L72 184ZM77 182H76V184H78ZM58 183H60V184H58ZM98 183H99V185H98ZM120 183H121V181H120ZM222 183H224V184H222ZM65 184L67 185V187ZM98 187L97 188L94 187L93 189L96 190V189H98ZM119 187L121 188V186H119ZM189 187H190V189H189ZM262 188H263V186H262ZM60 189H61V191H60ZM69 189L71 192L69 191ZM127 189L122 188V190H124L125 193L122 190H120L122 192V194H120L121 192L119 191V193L116 194V197H112L110 199L109 198L104 199L106 201L103 200V205L105 207H109L110 209L112 208L111 210H113V208L115 210V208H116L115 217L111 216V217H113V219L115 218L114 221H112L111 217H109L110 218V220H109L107 217H105L104 215H101V214H99V216H97V212H95L96 214L92 213V215H91V213H89L88 215L87 214L85 215L84 212L85 213H87V212L84 209V207H83V209H78V211H74V213L67 211L68 217L69 216L73 217V220L75 218L79 220L78 222L80 224H76L77 225L76 229L78 230V232L88 233L89 234L88 236L91 235L90 237L97 239V241H98L97 247H98L99 251H102L104 249V247L110 246L111 244H114L113 242H115V243H118V247H120V248H118V250L120 249L119 251L123 250L125 252L130 253L131 257H129V258H131L130 261L132 260V262H131L132 264L133 263L142 264L146 259H148L149 261L153 260L154 264L155 263L157 264L156 261L159 259V255H160L159 253L160 252H163L166 250L169 253L172 252L171 245L167 241H163V240H160V242L158 241L159 242L158 244H156L157 242H154L155 244L152 243L151 245L146 244L147 242H144V240L147 238H145L146 237V236H144L145 234L142 235V233H146V231L149 229L148 228L149 225H152L153 223H155L154 221L157 220L156 221L157 223L159 222V220L164 221L163 220L164 218L162 216H164L163 214H165L166 212H164V211L162 212L161 211L162 208H161V210L156 213L157 216L155 214V216H153L154 219L151 218L152 220L150 222V220L147 219V217L145 218V215L148 216V214H145L147 211L144 212L145 210H147L148 205L146 206V204H145V207H144V204L142 202H140L138 204L139 201L134 199V197H133L134 194H132V192H130L129 189H128L129 190L128 191ZM67 191L69 192L68 195H64L67 193ZM50 192L52 193L53 191L51 190L48 193H50ZM59 192H60V194H59ZM6 193L7 192L4 189L0 188V198H4L7 195ZM130 193L132 196L129 195ZM137 193H140L139 198H141L142 195L145 198L148 196L149 191H147L145 188L144 190L137 192ZM144 195H146V196H144ZM224 195L226 197H228V195H230L229 199H230V201L232 200L231 203H226L225 201L220 200L221 199L220 196L222 197ZM66 198H69V199H66ZM115 198H117V199L115 201H113ZM218 198H220V199H218ZM13 199H14V197L9 199L7 204L9 205L10 203H12L14 201ZM198 199L210 202V204H213L214 207H216V206L218 208L220 207L221 211L223 210L224 214H227V213L230 214V218L228 216L229 220L228 219L227 220H221L218 218H209L206 216L205 213H203L202 211L200 212L199 209L196 210L197 207H196L194 201H196ZM90 200H91V198H89V196L86 197L83 200L84 204L81 202L80 208H82V204H83V206H85L86 203H88V201H90ZM120 200L123 202L121 203ZM217 200H219V201H217ZM247 200L249 202H253V203L257 202L259 204L258 206H260V205L261 206L260 207H251V208L250 207H247V208L244 207V208H242L241 214L238 213L237 216H236V214H237L236 212L232 213L230 211L229 204H232V202H233V204H237V203H241V202H244ZM124 201H126V202H124ZM17 202H18V200H17ZM77 202H79V201H77ZM127 202H128V206L127 205L126 206L128 209L126 208L127 210H125L124 204H127ZM140 204L143 205V207H141ZM168 204L170 206H168ZM139 205H140V207H138ZM171 207H173V208H171ZM139 208L143 212L140 211ZM246 210H248L247 211L248 215L246 216L247 218L245 217V215H246L245 211ZM42 211H44V210H42ZM120 211H122V212L124 211L123 214H124L125 218H126V214H127L126 219L130 220V223H127L125 225L119 219H117L118 221L116 220V218L120 217V215L119 214L117 215L116 213H120ZM188 211H189V213H188ZM224 211H226V212H224ZM158 213H161V214H158ZM250 213H251V215H250L251 217H249ZM49 214H48L47 219L52 220L54 218V216H50ZM231 214L232 215L235 214V216L233 217ZM94 215H96V217ZM193 215H195V216H193ZM92 216H94L93 217L94 220L91 219ZM102 216H104V217H102ZM189 217L187 219H189ZM86 219H87L86 222H84V221H83V223L80 222L81 220H86ZM131 219L134 220L133 223H132ZM187 219H186V221H187ZM230 219H232V220H230ZM115 220H116V222H115ZM101 221H102V223H101ZM135 221H137V222H135ZM162 221H160V222H162ZM103 222H105L107 224H108V222L111 223V225L113 226V227L111 226V228H113V229H111V228H110V230L107 229V227L103 226ZM119 222L122 223V225L118 224ZM29 223L30 222H28L27 225H29ZM202 226H204V227H202ZM132 227H134V228H132ZM145 229H147V230H145ZM164 230L167 232L168 228L166 227ZM184 231H183L184 235H186V234L189 235V233H190L189 229L188 230L186 229ZM182 236L183 235H181V237ZM134 237L135 238L144 237V239H142L143 240L142 243L141 242L139 243V242H137L139 240H136ZM183 238H181L179 242H180V244H183L184 246L180 245L181 247H179V244H178L179 242H178V243H176L177 245L175 246V248L177 249L178 252L180 251V253H182V254H185V252H186V254L188 255V252L185 251L186 250L185 245L187 246V248L189 247V244L187 245V243L185 242V239L188 238V236L187 237L183 236ZM133 239H135L136 241ZM186 241H187V239H186ZM166 243H168V244H166ZM254 244L252 245V243H251V246L253 247V249L255 246ZM256 246L258 248H261L262 244H256ZM78 248H80V246ZM175 248L173 247L172 249H175ZM72 253H74V251H72L71 254H66L65 252L62 254L58 253L57 255H55L56 258L54 256H52L51 259H52V261L55 260L57 262L56 263L54 261L55 264H58V263L59 264H64V263L65 264H67V263L68 264L69 263L70 264L71 263L72 264L73 263L78 264L79 262L82 261V260L79 261V259H78L81 257L80 254H79V256H80L79 257L78 255H75L76 252L74 254H72ZM196 253L199 256H197ZM194 254H195V256L193 255L192 257H190V259H188V257H186L187 261H189L191 264H203L205 262L206 263L210 262L209 256H200L201 254H198V252H195ZM64 255H70V257L73 256V257H76L77 259L75 262H70V261H72L71 259L68 260L69 261L68 262L66 259L64 260V257H63ZM261 256L257 255V257H256L254 255L252 256L251 254H249L248 257H244L241 261H242V264H258V263L261 264V262H259V260H264V253H262ZM21 257L24 259H22ZM21 257H19L18 261H20V259H22L21 260L22 264H36L35 260L30 262L28 260V258H26L28 256H26V257L21 256ZM107 257H108V255L103 257L104 260H101L100 258H97V260H96V258H95L94 261H97V263L98 262L100 263V260H101L100 264H102V263L111 264V262H113L112 264H115V263L119 264L121 259H123V258L119 257V254H117L116 258L113 259L114 261L112 259H107ZM61 258H63V260ZM237 258H235L233 261L234 262H236L237 260L240 261ZM115 259L118 261L115 262ZM186 259H185L184 263L188 264L189 262L186 263ZM257 259H258V261H257ZM21 261L18 264H21ZM10 264H12V263H10ZM13 264H15V263L13 262ZM79 264H87V263H79ZM164 264H166V263L164 262ZM262 264H264V263H262Z\"/></svg>",
    "mask_w": 264,
    "mask_h": 264
},
{
    "label": "snow or ice",
    "instance_id": "obj_3",
    "mask_svg": "<svg viewBox=\"0 0 264 264\" xmlns=\"http://www.w3.org/2000/svg\"><path fill=\"white\" fill-rule=\"evenodd\" d=\"M201 23H203V21H201ZM0 83H2V81H0ZM43 105H41V107H42ZM231 125H229V127H230ZM150 134V133H149ZM0 150H2V149H0Z\"/></svg>",
    "mask_w": 264,
    "mask_h": 264
}]
</instances>
